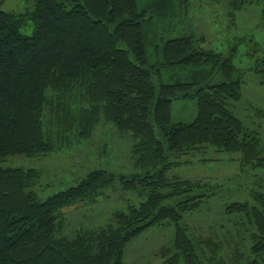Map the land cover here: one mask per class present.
I'll return each mask as SVG.
<instances>
[{
  "label": "trees",
  "instance_id": "obj_1",
  "mask_svg": "<svg viewBox=\"0 0 264 264\" xmlns=\"http://www.w3.org/2000/svg\"><path fill=\"white\" fill-rule=\"evenodd\" d=\"M24 1L5 11L0 0V161L69 149L103 121L130 133L138 171L94 169L40 198L33 187L41 169L0 166V264H125L126 242L164 222L174 237L156 264H264V192H252L253 204L229 202L233 218L181 223L219 185L166 174L209 146L238 152L241 171L264 166V107L252 106L250 128L227 106L241 97L232 53L206 49L192 34L166 37L192 0ZM256 1L229 4L238 10ZM254 71L264 84L263 58ZM183 98H195L196 116L173 122L172 101ZM116 178L144 200L104 226L60 235L63 209L95 202Z\"/></svg>",
  "mask_w": 264,
  "mask_h": 264
},
{
  "label": "rangeland",
  "instance_id": "obj_2",
  "mask_svg": "<svg viewBox=\"0 0 264 264\" xmlns=\"http://www.w3.org/2000/svg\"><path fill=\"white\" fill-rule=\"evenodd\" d=\"M33 0L28 4L32 6ZM24 0H3L5 11H16ZM264 0L233 10L229 0H192L189 10L182 19L177 17L173 30L166 37L192 34L197 43L206 49H213L224 55L232 53L236 77L241 80V97L228 103V108L245 125L256 128L257 122L249 116L252 106L264 107V84L261 74L254 66L264 59ZM231 11V14H230ZM33 23L29 21L22 31L30 34ZM259 42L261 50L253 52L252 40ZM219 81L218 78L214 82ZM173 122H189L196 116L195 98L174 99L171 105ZM264 125L261 128L264 143ZM133 139L129 132H119L112 123L100 121L92 136L71 148L45 156L29 157L23 154L6 156L0 161L2 167L41 169L43 175L33 190L40 198H46L69 185L77 183L89 171L103 169L116 176L130 175L138 170L133 166L131 146ZM188 163L169 169L166 174L179 175L188 179L207 180L217 183L214 194L203 201L199 210L185 214L181 223L203 225L235 217L236 213L225 212L229 202L239 201L253 204L252 192H264V166L255 170H240L238 152H226L209 146L202 152L187 155ZM205 159V160H201ZM203 188L194 193L202 192ZM144 194L125 190L120 180L114 179L95 202L79 201L63 209L65 226L60 235L71 238L80 228H94L106 225L116 210H127L128 205H138ZM174 237V226L164 222L147 227L125 244V264H156L161 259L159 250L169 246Z\"/></svg>",
  "mask_w": 264,
  "mask_h": 264
}]
</instances>
